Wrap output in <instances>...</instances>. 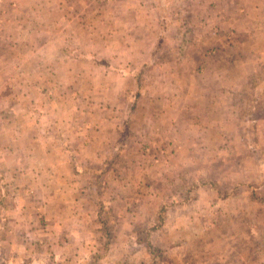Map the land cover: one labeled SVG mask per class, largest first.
Segmentation results:
<instances>
[{
	"label": "rangeland",
	"instance_id": "1",
	"mask_svg": "<svg viewBox=\"0 0 264 264\" xmlns=\"http://www.w3.org/2000/svg\"><path fill=\"white\" fill-rule=\"evenodd\" d=\"M0 264H264V0H0Z\"/></svg>",
	"mask_w": 264,
	"mask_h": 264
},
{
	"label": "trees",
	"instance_id": "2",
	"mask_svg": "<svg viewBox=\"0 0 264 264\" xmlns=\"http://www.w3.org/2000/svg\"><path fill=\"white\" fill-rule=\"evenodd\" d=\"M164 5L162 4V7H163ZM142 81H145V79L144 78H142Z\"/></svg>",
	"mask_w": 264,
	"mask_h": 264
}]
</instances>
